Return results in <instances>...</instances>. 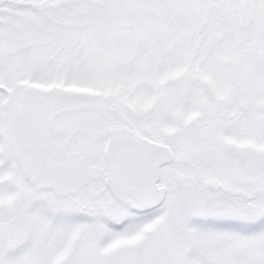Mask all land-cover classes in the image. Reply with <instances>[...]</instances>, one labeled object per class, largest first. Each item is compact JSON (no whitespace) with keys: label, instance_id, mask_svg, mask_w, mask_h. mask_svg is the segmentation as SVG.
I'll return each mask as SVG.
<instances>
[{"label":"snow or ice","instance_id":"1","mask_svg":"<svg viewBox=\"0 0 264 264\" xmlns=\"http://www.w3.org/2000/svg\"><path fill=\"white\" fill-rule=\"evenodd\" d=\"M0 264H264V0H0Z\"/></svg>","mask_w":264,"mask_h":264}]
</instances>
